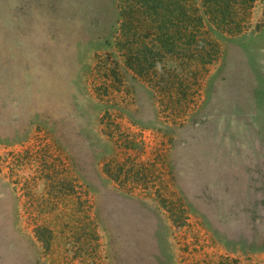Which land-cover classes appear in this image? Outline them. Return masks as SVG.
<instances>
[{"label":"rangeland","instance_id":"374dc122","mask_svg":"<svg viewBox=\"0 0 264 264\" xmlns=\"http://www.w3.org/2000/svg\"><path fill=\"white\" fill-rule=\"evenodd\" d=\"M133 4L0 0V264H264V4L203 67Z\"/></svg>","mask_w":264,"mask_h":264},{"label":"trees","instance_id":"16d2710c","mask_svg":"<svg viewBox=\"0 0 264 264\" xmlns=\"http://www.w3.org/2000/svg\"><path fill=\"white\" fill-rule=\"evenodd\" d=\"M259 1L264 4V0H132L133 10L127 12L125 27L131 29L133 17L136 20L140 19L138 15L146 17L148 29L154 34L151 43L156 46L154 50L161 60L166 59L168 64L170 60L181 58L185 59L184 63L191 62L194 66L199 61L203 67L212 61L218 51V43L209 31L222 35L239 33L244 19L242 12H248ZM135 34L137 35L136 32ZM132 35L134 37L133 33ZM139 36L146 38L143 34ZM142 44L144 49L133 51V58L138 64L140 58L149 67L154 62L149 57L154 51L148 47L149 42ZM169 65H166L168 73L173 74L175 66ZM176 71L175 76L178 77V72L181 71ZM179 85L183 86L184 81L179 82Z\"/></svg>","mask_w":264,"mask_h":264}]
</instances>
